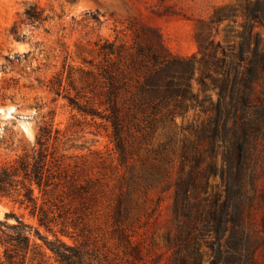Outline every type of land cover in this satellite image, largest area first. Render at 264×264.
I'll use <instances>...</instances> for the list:
<instances>
[{"label":"rangeland","instance_id":"obj_1","mask_svg":"<svg viewBox=\"0 0 264 264\" xmlns=\"http://www.w3.org/2000/svg\"><path fill=\"white\" fill-rule=\"evenodd\" d=\"M243 0H0V166L10 165L25 152L39 151L37 138L43 127L48 161L61 164V184L50 187L45 197L64 208L69 231L61 237L88 253L94 264H172L173 250L166 245L175 231L174 183L180 174L178 152H155L166 141L169 128L159 127L148 135L138 125L146 114L132 108L125 116L123 133L126 159L116 147L113 127L102 88L95 83L104 63L101 45L125 44L133 53L137 33L144 42L158 30L175 55L191 58L211 41L223 45L243 38L248 17L241 11ZM35 6L43 13L31 23L25 13ZM235 14H232V11ZM16 28L18 33L12 32ZM252 47L264 28L254 24ZM114 60H119L114 57ZM130 62V57L121 64ZM131 99L139 73L127 71ZM196 71L192 92L205 94ZM163 108V113L173 109ZM195 108L176 109L178 138L191 135L182 126L201 122L205 114ZM86 109V110H85ZM161 114L158 115L160 117ZM221 160V158H218ZM260 180L247 226L257 238L255 264H264V149L257 163ZM59 181L58 179L56 180ZM214 178L211 182H215ZM39 204L43 196L35 186ZM120 206L122 218L115 222ZM0 219L8 225L20 221L40 228L30 209L14 197L0 193ZM32 240L44 241L31 231ZM48 255L52 253L46 247ZM204 264L214 257L210 243L202 245ZM33 264H38L37 261ZM49 264H55L54 259ZM220 264H224L221 261Z\"/></svg>","mask_w":264,"mask_h":264},{"label":"trees","instance_id":"obj_2","mask_svg":"<svg viewBox=\"0 0 264 264\" xmlns=\"http://www.w3.org/2000/svg\"><path fill=\"white\" fill-rule=\"evenodd\" d=\"M240 7L248 22L238 46L236 42L223 45L211 41L199 55L187 58L173 54L162 34L150 27L155 37L147 36L143 42L137 33L133 53H125V44L115 46L106 41L100 47L105 59L98 67L95 83L105 96L107 120L121 156L126 159L127 155L123 112L128 110L127 116L132 108L146 114V124L138 128L148 135L161 126L169 128L166 141H161L155 152L173 150L179 155L180 174L174 183L175 231L166 240L173 250L172 264H204L201 248L205 243H210L214 251L208 264L256 262L257 238L246 222L258 192L257 163L264 149V38L256 35L252 47L251 28L254 24L264 28V0H243ZM25 13L31 23L43 18L35 6ZM12 32L18 33L15 27ZM127 55L130 62L121 64ZM128 70L139 73V79L132 98L120 103L122 90H127ZM197 70L201 72L202 90L216 92V99L205 94L200 100L192 92L191 81ZM171 104L174 108L163 113V108ZM196 106L205 118L182 126L191 135L178 138L174 127L176 109ZM50 134L51 130L43 127L37 138L39 151L25 152L12 164L0 166V193L30 209L38 225L54 238L48 239L40 228L24 221L8 225L0 219V264H49L51 258L55 264H94L86 260L88 253L81 246L64 241L60 234L75 238L69 231V217L64 208L45 199L50 187L57 188L62 178L61 164L48 161L49 153L44 149V138ZM212 178L216 181L211 182ZM35 186L42 193L41 204ZM115 218V222L122 218L120 206ZM34 229L44 245L32 240Z\"/></svg>","mask_w":264,"mask_h":264}]
</instances>
